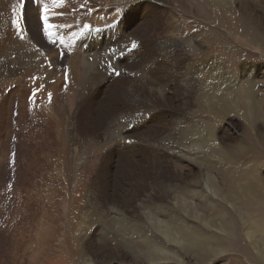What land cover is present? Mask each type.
<instances>
[{
  "label": "rangeland",
  "instance_id": "374dc122",
  "mask_svg": "<svg viewBox=\"0 0 264 264\" xmlns=\"http://www.w3.org/2000/svg\"><path fill=\"white\" fill-rule=\"evenodd\" d=\"M8 1L0 5V18L12 14L8 21L0 20V264H20L33 243L34 220L25 218L29 195L39 196L59 182L66 186L59 190L67 199L59 214L64 260L57 262L53 252L42 255L39 264H145L114 257L104 240L116 238L115 213L144 222L140 203L149 193L172 207L174 201L164 193L168 187L185 197V190L195 188L208 194L213 206L196 199L202 205L198 211L213 222L211 229L202 227V234L206 239L207 231L212 235L211 248L229 249L215 256L207 239L203 250L184 251L185 264H264V245L258 254L246 234L254 227L258 242L264 240V0H155L164 10L163 25L149 31L143 25L154 0H121L116 7L106 0ZM60 1L68 6L61 12L52 7ZM50 12L54 27L44 18ZM119 25L126 26L124 41L137 47L124 61L130 64L120 68L115 63ZM10 35L24 40V47L10 42ZM146 37L164 47L162 54L140 41ZM56 43L66 50L64 56ZM23 54L28 55L19 60ZM160 56L166 62L152 70L150 62ZM64 65L70 67L69 75ZM240 85L255 93L256 123L246 116L248 100L239 101ZM195 126L205 129V146L213 131L219 141V153H209L210 148L200 153L213 164L220 187L216 195L204 188V164L165 151L167 142L184 151L186 127ZM149 147L161 153L150 155L143 150ZM152 154L164 163L152 164L150 178L147 174L139 181V191H147L136 197L129 186ZM55 170L66 182L53 179ZM249 182L260 202L244 195ZM220 222L227 232L220 230ZM201 251L210 259L207 263L199 260ZM34 253L35 248L30 261ZM172 260L164 263L180 264Z\"/></svg>",
  "mask_w": 264,
  "mask_h": 264
},
{
  "label": "bare ground",
  "instance_id": "6f19581e",
  "mask_svg": "<svg viewBox=\"0 0 264 264\" xmlns=\"http://www.w3.org/2000/svg\"><path fill=\"white\" fill-rule=\"evenodd\" d=\"M65 1H68V0H65ZM106 1H107V4H109L110 6L112 5L111 7H113V6L116 7V6L122 5L121 0H110L111 2H109L108 0H106ZM131 1L132 0H126V3L128 4ZM217 1L218 2L219 1L225 2L226 0H217ZM61 2L62 1H60V3L54 4V6H52V7H56L58 9V11H60V12L63 11L68 6H65ZM6 3L10 4V2L8 0H0L1 7L4 4L6 5ZM150 5H151V7H149V8L147 7V9H148V18L147 19L149 22L144 21L145 24L143 25V29L145 31H149L150 27H152V28L154 27L155 29L158 30L160 28V26L163 25L162 21H163V15H164L163 11L164 10L157 7L158 5L155 3V0H154V3H150ZM8 7H9V5H8ZM118 12H120V10L119 11L117 10V13ZM50 13L51 14L45 13L46 14L45 15V17H46L45 21H48L47 23H49V24L52 23L50 21V19L52 18L51 16H52L53 12H50ZM6 16L8 18H11L12 14L7 13V14H5V16L3 18H0V20L2 22L8 21ZM96 18L97 17H95V19ZM165 19H164V21H166ZM69 22H71V21H69ZM98 22H99V20H98ZM97 24H99V23H97ZM51 25H52V27L55 26L53 23ZM117 27H118V33L119 34L117 33V36H118L117 41L118 42H116L117 44L115 46V51L117 52V57H116L115 63L117 61L116 65L118 64L119 68H120V66L124 64V61H126V59H128V57L129 58L132 57V55L136 51L137 47L134 44H132L133 46L130 45L131 43H135V42L131 41L130 39L127 40V38H126V41H124L125 36L122 35L121 31H123L126 26L121 27L119 25ZM139 27H141V26H139ZM9 31H10V29H9ZM248 31H249V29H248ZM7 39L10 40V42H14V41L18 42V43H20V45L22 44L23 47L25 45L23 43V42H25L24 40H22V39L18 40V38L16 40H12L11 35ZM150 39H151V37H150ZM150 39H147V37H146L145 39H140V41L142 43H145V44L150 43L149 46H150V48L153 49L152 53L155 52L156 55L159 53L162 54V52L164 51V47L161 48L160 47L161 45L159 46L157 41L150 40ZM84 41H86V40H84ZM118 43L124 44L128 48L125 50L124 47L119 46ZM79 47H80L79 49H81V51L83 53V44L82 45L80 44ZM113 47H114V45H113ZM22 50H23V48H22ZM84 51H86V50H84ZM137 53L138 52H136L134 55H136ZM168 53H166V54H168ZM27 55L28 54H23L22 56H19V60L24 59L25 57H27ZM125 55L127 56V58H125L126 57ZM123 56H125V57L123 58ZM38 58L40 61L41 60L40 58H42V57H38ZM162 58H163L162 56H160L157 59L154 58L155 60H153V62H155V67H153V65H152L153 62L152 61L150 62L152 70H155V69L161 67L160 64H164V62L162 61L164 59H162ZM166 60H164V61L166 62ZM50 62H52V60ZM129 64L130 63L124 64V65H129ZM107 67H112V64L110 66H107ZM117 68H118V66H117ZM75 70H78V69L76 68ZM238 91L241 92L239 101L246 102L248 100V102L250 103L249 107L245 110L246 116L250 117L254 123L258 122L256 98H255V93L253 92L252 88L247 86V85L246 86L240 85L238 88ZM223 110L225 111V109H223ZM178 122H179L178 117H175L173 119L172 123H173V125L176 126L178 124ZM164 123H166V121ZM197 126H195L194 128L186 127V131H187L186 141H188V142L185 144V147L183 146L184 151L182 150L180 145L179 146L175 145L172 142L166 143L165 151L170 152L172 154L176 153L177 158L178 157L179 158L185 157V158H188L189 160H193V161L195 160V161L200 162L201 164H204L203 166L207 170V173L204 176V179H205L204 180V188H205V190H207V193H209L210 195H213V194L216 195L218 193V191L220 190V187H219V184H218L217 179L215 178V175L213 172V167H212L213 164H211V161H209V159H207V162H205L203 159H201L200 153H205V152L208 153L209 148H210L209 153H219V150H218L219 149V146H218L219 141L217 142V138L215 135L216 133L213 131L210 135H208V138L210 141V146H205L203 143V140H202L203 135H205V133H206V132H204L205 129L202 130L200 127H197ZM166 136L170 138L172 136V133L167 134ZM143 150L146 151V153H150V155H151V153H161L159 150H154L151 147L145 148ZM184 153H186V154H184ZM191 157H193V158H191ZM62 160H64V159H62ZM163 161H164L163 157L159 156L158 154H154V155L152 154V156H147L145 158V161H143L141 163V164H145V165H141L139 173L134 175L136 177H139V179L135 180L134 183L133 182L131 184L129 183L130 184V186H129L130 192H132L133 195L138 197V196H140V194L142 195L143 192L147 191L146 187L143 188L142 191H139L143 187L142 182H139V181L143 178L147 179L146 175L147 174L149 175V173H150L149 170L153 168L152 164L164 163ZM153 171H154V169L151 172H153ZM54 173H55V176L57 177V178H53L54 180H56V179L61 180L65 177V175L59 170H55ZM134 176L131 179H134L135 178ZM150 176L151 175H149V178H150ZM174 176H175V174H174ZM37 177L39 178L38 174H37ZM40 177H42V175ZM62 181L63 180H61V183H62ZM179 182H181V181H179ZM59 184H60V182H59ZM59 184H58L57 188H54L52 186H48L47 187L48 190L43 191V193H41L39 196L34 194L33 192L29 195L30 199L27 203V213L25 215V218L34 220L33 225L32 224L31 225L36 228L37 232L33 236V243L30 246L26 247L25 250L23 251V253L21 254L22 262H20V264H39V260L41 259L42 255L46 257V255H50L53 252L57 253L56 257L53 256L54 259L56 258L57 262H61L64 260L63 256L59 255L62 252V247H63L62 246L63 242H61V240H60V238L63 239V236L60 234V233H63V232H60V225L62 224V222L64 223L63 219H59V214H60V209H62L61 205L63 204L62 203L63 200H65V202H66L67 199H64V198H66V197H64L65 192L59 190V188L61 190H65L66 186H63L64 183H62L61 186ZM244 185H245V187H244L245 188V194L244 195H246L247 197H249L253 200H258L260 202L261 201L260 197H259L260 195L256 190L251 188V182L246 183ZM88 187H89V185H88ZM150 188L151 187L148 188V191H150ZM185 191H186L185 194L187 197L182 195L181 192L183 193V191H180V190L178 191L177 188H173V187L169 188L168 187L167 190L164 191V193L166 194L165 197L167 198V196H169V198L172 199L171 201H174V202H170L173 205L172 207L165 205L164 203H157V201L151 197L152 193H149V198L146 199V201H141V203H140V211L143 215V220H144L143 223H139L138 220L134 221L131 218L126 217L125 215H123L120 212L115 213L116 215H114L113 221H114V225H115L117 232H118L116 235V238L109 237V238H106L104 240V243H107L109 245V247H108V245L106 247H108L112 251H115L113 253V254H115L114 257L119 255L122 259L128 258L134 262H141V263H145V264H166L164 262L167 261V263H168L172 259L177 260L178 263H180V264H185V261L182 260L184 258V256H183L184 251L189 250V251H192L194 253H197L199 250H203L204 249L203 247H205L204 243L207 242V239H208V243H209L211 238H212V235H210L209 231H207V239H206V236L204 234H202L203 232H205V230H203V228L204 227H207L208 229L213 228V222H212V219L207 218L204 213H201L198 211V209H200L202 207V205H201V202H199V205H198V203H196V199L204 200L205 203L208 202L209 205H212V206H213V204H212L213 202L208 201V194H206V192L204 193V191H199L198 188L188 189ZM160 192H161V190H160ZM67 193H69V192H67ZM155 193H156V191H155ZM241 193L243 194L244 192H241ZM38 221H41V223L38 224ZM220 226H221L220 230L222 232H227L226 229L223 227L224 225H222L221 222H220ZM247 227H248V225H247ZM53 234H57L56 238H55V236H53ZM246 234L252 243L253 249L256 250V252L258 253L260 251L258 246L260 247V244L264 245L263 238L261 237L260 242H258L259 237L257 238V236H256V230L254 227H250V226L246 229ZM118 237L122 238V242H119V239H121V238H118ZM54 242H61V244L58 245ZM110 242H113L115 244H112ZM111 244H112V246H110ZM33 248H35V253L32 255V259L30 261V250ZM56 249H57V251H56ZM228 250H229L228 248H223L221 245H220V247H217L214 249L211 248L210 243L208 245V251H211V254H213V255H215L216 252H218V254H219V253H223L225 251L227 252ZM201 253H202V251H201ZM211 254H210V256H211ZM218 254H216V255H218ZM199 256H201V254H199ZM199 260L202 263H207L210 259L208 258V261H207V256L203 254L199 258ZM46 261H48V260H46ZM43 262H45V261H43ZM93 263H94V261H93ZM45 264H47V263L45 262ZM50 264H51V262H50Z\"/></svg>",
  "mask_w": 264,
  "mask_h": 264
},
{
  "label": "snow or ice",
  "instance_id": "6c2138e0",
  "mask_svg": "<svg viewBox=\"0 0 264 264\" xmlns=\"http://www.w3.org/2000/svg\"><path fill=\"white\" fill-rule=\"evenodd\" d=\"M45 19H46V17H45ZM49 95H51V94H49Z\"/></svg>",
  "mask_w": 264,
  "mask_h": 264
}]
</instances>
